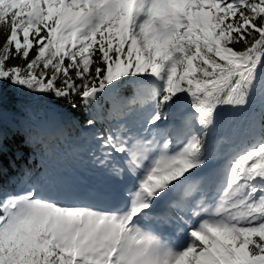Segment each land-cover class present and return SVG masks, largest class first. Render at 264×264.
<instances>
[{"label": "snow or ice", "instance_id": "obj_1", "mask_svg": "<svg viewBox=\"0 0 264 264\" xmlns=\"http://www.w3.org/2000/svg\"><path fill=\"white\" fill-rule=\"evenodd\" d=\"M8 87L83 109L115 202L0 184V264H264V0H0V153Z\"/></svg>", "mask_w": 264, "mask_h": 264}, {"label": "trees", "instance_id": "obj_2", "mask_svg": "<svg viewBox=\"0 0 264 264\" xmlns=\"http://www.w3.org/2000/svg\"><path fill=\"white\" fill-rule=\"evenodd\" d=\"M131 93L129 87L123 89L121 95ZM4 97V150L0 153V168L4 171L0 175V184L7 190L17 191L24 184L44 183L55 177L60 181L61 195L77 196L75 188L85 176L83 171L103 170L93 157L96 143L91 140L90 133L95 129L84 127L86 115L83 109H73L66 101L54 96H36L11 87L4 90ZM257 101H260L259 96L247 109L224 110L218 130L225 123L242 124L245 117L254 114L252 108ZM103 127L97 125L101 130ZM33 133H39V138L29 146L25 139ZM96 155H99L98 151ZM26 170L30 175H25Z\"/></svg>", "mask_w": 264, "mask_h": 264}, {"label": "rangeland", "instance_id": "obj_3", "mask_svg": "<svg viewBox=\"0 0 264 264\" xmlns=\"http://www.w3.org/2000/svg\"><path fill=\"white\" fill-rule=\"evenodd\" d=\"M254 109V114H250L249 116L245 117L242 121V124H244L249 118L255 117L259 118L260 113H261V100L256 102V106H253ZM226 122V121H225ZM229 124L225 123L224 127L220 129V131H226L227 126ZM222 127V126H221ZM83 173L85 174L84 181H89V184L93 186V190L91 195H89V192L80 190L81 195L87 194L88 201L90 203L99 205L101 207H108L111 206L115 201L112 203L109 202V198H111V191L113 187L115 186V181L112 180L106 173L105 170L103 169L102 175L100 177L99 184L96 182L97 178V171H86L84 170ZM94 173V174H93ZM94 175V177H93ZM88 176H91L90 178ZM107 201V204L104 205V202Z\"/></svg>", "mask_w": 264, "mask_h": 264}, {"label": "bare ground", "instance_id": "obj_4", "mask_svg": "<svg viewBox=\"0 0 264 264\" xmlns=\"http://www.w3.org/2000/svg\"><path fill=\"white\" fill-rule=\"evenodd\" d=\"M121 187H123V186H121ZM113 201H114V200H113L112 198H109V202L112 203ZM106 204H107V201L104 202V205H106Z\"/></svg>", "mask_w": 264, "mask_h": 264}]
</instances>
